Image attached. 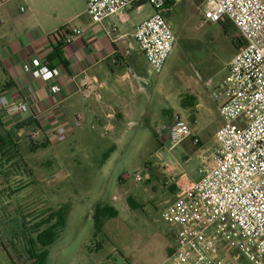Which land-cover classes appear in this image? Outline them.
<instances>
[{
  "label": "rangeland",
  "instance_id": "rangeland-1",
  "mask_svg": "<svg viewBox=\"0 0 264 264\" xmlns=\"http://www.w3.org/2000/svg\"><path fill=\"white\" fill-rule=\"evenodd\" d=\"M17 3L2 6L0 1V19L6 8L15 9ZM45 12L62 19L49 6ZM224 23L205 21L202 8L193 16L176 18L172 26L175 43L159 75V87L171 100L196 93L210 107L211 110H199L201 146H195L190 139L173 144L169 137H162V126L157 124L140 138L130 137L125 159L111 156L103 166L93 167L98 169L95 173L87 167L97 160V165L101 162L98 152L89 155L87 148L81 146L71 150L67 142L46 144L32 151L26 140L30 130L18 135L16 150L24 160V167L12 169L11 158L0 161V264H12L13 259L18 263L24 261L19 258L23 255L20 237L16 236L12 244L9 241L7 229L11 223L26 221L31 228L60 206L68 207V213L62 233L47 249L45 264H172L176 227L162 218V212L173 199L171 192L177 191L175 181L199 179L203 153L214 151L209 132L219 124V118L218 102L211 94L222 83L226 63L237 51L232 38L240 37L227 21ZM2 77L0 69V81ZM164 163L171 171L166 170ZM101 168L103 172H110L107 178L111 181L102 191L101 181L106 177L98 175ZM154 169L160 171L153 173ZM144 171L149 174L148 180L137 181L133 177L135 172L143 174ZM120 176H126L124 191L118 190ZM115 194L119 196V203L128 202L129 206L118 207L115 219L103 228L105 219L98 230L97 204H113ZM101 246L102 253L97 251ZM104 256L108 257L103 260Z\"/></svg>",
  "mask_w": 264,
  "mask_h": 264
},
{
  "label": "built area",
  "instance_id": "built-area-1",
  "mask_svg": "<svg viewBox=\"0 0 264 264\" xmlns=\"http://www.w3.org/2000/svg\"><path fill=\"white\" fill-rule=\"evenodd\" d=\"M142 2L150 5L152 14L135 26L133 38L152 70L160 74L175 43L162 15L167 0H86L87 14L94 24L111 17L125 22L127 10ZM203 18L211 23L229 21L244 45L226 63V76L211 94L221 118L212 136L214 151L203 153L199 179L175 181V198L162 212V218L176 227L171 263L264 264V0H206ZM68 28L60 36L69 44L83 32ZM58 34L51 37L59 39ZM31 66L34 79L49 85L51 94L60 92L56 81L61 68L50 67L44 58H33ZM92 87L88 84L85 91ZM28 111L26 102L0 95L2 118ZM82 119L77 114L73 126L80 127ZM67 133L60 125L48 135L35 129L27 137L34 144L45 139L61 143ZM169 138L173 144L190 139L201 146L179 113L172 114ZM133 177L145 181L149 174L135 172Z\"/></svg>",
  "mask_w": 264,
  "mask_h": 264
},
{
  "label": "crops",
  "instance_id": "crops-1",
  "mask_svg": "<svg viewBox=\"0 0 264 264\" xmlns=\"http://www.w3.org/2000/svg\"><path fill=\"white\" fill-rule=\"evenodd\" d=\"M0 1L2 6L18 2L15 9L6 8L0 19V69L3 73L0 95L24 101L29 107V111L23 115L9 119L0 116L4 128L16 129L17 135L35 129L48 135L63 125L68 132L64 142L71 150L74 146H81L87 148L89 155L100 153L101 162L97 165V160L88 167L92 166L91 170L95 173L98 169L94 171L93 167L103 166L111 156L126 158L125 147L132 135L140 138L159 124L163 130L162 137H169L172 114L179 111L202 142V130L198 125L199 110H211L210 107L202 103L196 93H190L193 99L186 108H182L180 97L171 100L165 96L159 87L161 73L152 70L133 38L135 26L152 14L147 2L129 8L125 22L111 17L94 24L87 14L86 0ZM205 1L167 0L162 15L172 30L176 18L193 16L197 9L204 8ZM46 6L61 14L62 19L48 15ZM66 26L70 30L80 29L83 33L73 42L64 43L60 51L61 59L49 60L48 56L60 41V38L54 39L51 35ZM33 58H44L50 67L61 68V76L56 81L59 93L51 94L49 85L33 78ZM90 83L93 87L87 93L85 86ZM216 113L219 124L209 132V136H213L221 124L217 108ZM77 114L83 117L78 128L73 126ZM105 129L108 130L106 134ZM44 143L56 144L46 139ZM83 156L86 158L87 153ZM164 165L167 171H171L170 166ZM152 171L156 173L160 170ZM98 173L100 177H106L101 181L102 191L111 182L107 178L110 172H103L101 168ZM117 182L118 190H123L126 176L118 177ZM171 193L173 201L176 192ZM118 199L119 196L115 194L111 201L113 204L100 202L97 206L115 211L118 207L129 206L128 202L119 203ZM114 219H107L103 228ZM103 250L101 246L97 251L102 253ZM107 257L102 258L105 260ZM103 260L98 259V262Z\"/></svg>",
  "mask_w": 264,
  "mask_h": 264
},
{
  "label": "trees",
  "instance_id": "trees-1",
  "mask_svg": "<svg viewBox=\"0 0 264 264\" xmlns=\"http://www.w3.org/2000/svg\"><path fill=\"white\" fill-rule=\"evenodd\" d=\"M227 22L229 24L227 25L230 28L232 27V30L236 31L234 26L229 21ZM223 25L225 26L226 24L224 23ZM62 30H64V28H60L57 30L59 36ZM231 42L233 47H235L237 50L244 45V41L241 36L239 38H232ZM64 43V38L60 36L58 46L55 47L53 53L48 56L49 60H52L54 58L61 59L60 51L64 46ZM192 99V96L185 95L183 99H181L182 108H186L187 106H189ZM18 138L19 137L17 135L16 129L13 128L8 130L4 128V125L0 119V161L2 162V158L5 157L6 159L11 158V160L13 161L10 167L12 169L15 168L16 170H18L24 164L22 156L19 155L18 151L16 150V141ZM27 142L30 144L32 151H34L38 147H45L47 144L42 142L37 146V144L31 143L28 138ZM107 155L108 154H106L105 157H107ZM1 169L2 166L0 164V171ZM79 176H82V174H79ZM67 210L68 207L66 206H60L57 210H51L47 217L40 219L39 222H37V224H35L31 228L27 227L26 221L23 222L19 220L11 223V225L7 229V233L9 234V236H11L9 241L11 243V241H13L16 236L20 237L22 244L21 252L23 255L19 258L24 259V261L21 263H18L13 259L12 264H45L47 259V249L55 242L56 239H58V237L62 233L65 217L68 213ZM116 215L117 212L111 208L97 206L95 215L97 229L100 230L102 228V222H104L105 219L116 217Z\"/></svg>",
  "mask_w": 264,
  "mask_h": 264
}]
</instances>
